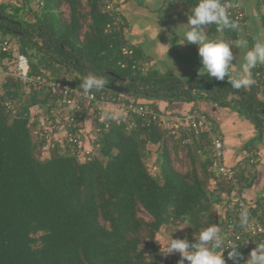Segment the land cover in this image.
Wrapping results in <instances>:
<instances>
[{
	"label": "trees",
	"instance_id": "16d2710c",
	"mask_svg": "<svg viewBox=\"0 0 264 264\" xmlns=\"http://www.w3.org/2000/svg\"><path fill=\"white\" fill-rule=\"evenodd\" d=\"M105 1L85 0L89 25L82 40L81 0H22L20 6H0V44H14L9 52L0 49V66L20 54L28 59L31 74L45 72L53 81H67L73 75V86H80L89 73L105 75L107 86L119 85L130 93L93 90L97 98L103 93L138 105L150 101L148 106L157 112L155 102H209L238 114L254 125L258 136L264 135V101L256 99V87L236 90L228 78L180 79L170 73L144 72L130 47L133 69L132 60L121 52L127 45L123 26L105 32L110 22L102 14ZM186 2L192 7L197 0ZM62 6L68 8L67 19ZM224 34L232 40L237 36L234 31ZM194 87L205 89L193 91ZM1 90L0 264H157L146 262L138 251L137 233L142 227L149 230L147 249L153 250L154 236L162 227L188 218L191 243L197 241L191 236L199 235L205 221L211 224L206 211L216 203L215 193L206 191L195 171L185 176L174 169L163 142L167 130L142 125L141 119L129 131L112 126L99 141L101 157L80 163L68 146L56 144L50 149L27 127L34 107L46 113L55 108L50 91L31 90L25 98L21 84L12 79H6ZM5 101L14 103L16 114L4 107ZM197 135L198 142L189 136L193 147L209 146L205 134ZM146 145L158 146L157 175L150 174L142 161L144 154H150ZM205 165L212 172L209 154ZM238 179L243 183L239 171ZM218 182L221 190L225 188ZM137 204L151 217L150 223L137 217Z\"/></svg>",
	"mask_w": 264,
	"mask_h": 264
},
{
	"label": "built area",
	"instance_id": "2783aa9c",
	"mask_svg": "<svg viewBox=\"0 0 264 264\" xmlns=\"http://www.w3.org/2000/svg\"><path fill=\"white\" fill-rule=\"evenodd\" d=\"M225 5H232L228 0H222ZM230 16L237 21L240 29L245 25V15L242 10L232 5L228 8ZM102 14L110 18L105 27L106 33L119 30L123 21L118 13L114 0H106L102 7ZM2 52L10 51V44L3 41L0 44ZM122 55L132 60L133 51L130 46L122 48ZM6 66H0V81L12 79L19 82L23 91H50L55 99V108L48 113L37 114L36 119H30L27 127L32 137L46 144L53 149L56 144L67 147L74 154L80 163L90 161L94 152L98 150L99 141L112 126L122 127L129 131L136 127V119H141L144 124H154L176 137L182 132L205 134L209 142V155L211 159V170L214 176L224 184V190L214 188L217 207L216 222L222 230V234L228 240H234L240 245V252L244 260L255 247V244L264 242V202L255 204L248 203L242 196L244 183L238 179V169L229 167L224 162V145L222 138L215 130L212 123L205 114L192 111L186 115H171L160 113L148 105H138L124 101L120 98H113L103 93L97 98L93 94H83L80 86H73L71 80L53 81L43 72L31 74L28 59L23 55H16L12 68L7 66L10 61L4 60ZM136 62L132 60V68ZM123 69L125 64H119ZM4 107L12 114H16L18 108L13 102L5 101ZM90 119V125L86 133L85 120ZM35 120V121H34ZM249 164L255 162L254 153L244 154ZM242 207H247L250 212V222L247 227H240L239 213ZM226 250L223 258L226 264H232L227 258ZM184 264H188L184 261ZM244 264V261H241Z\"/></svg>",
	"mask_w": 264,
	"mask_h": 264
},
{
	"label": "crops",
	"instance_id": "0c3cea01",
	"mask_svg": "<svg viewBox=\"0 0 264 264\" xmlns=\"http://www.w3.org/2000/svg\"><path fill=\"white\" fill-rule=\"evenodd\" d=\"M114 1L123 21L124 40L128 46L136 50L142 71L170 73L180 79H189L197 75V70L201 66L197 46L181 45L183 36L180 25L187 23L186 14H190L191 9L186 0ZM228 1L239 7L245 15V25L241 28V32L237 33L235 40L243 35L250 47L253 37L264 31V0ZM21 4L22 0H0V6L11 7ZM30 5L33 6L34 2L32 1ZM207 32L210 37H214L216 35L215 25L208 26ZM225 38L230 42L235 41L226 35ZM0 40H2L1 36ZM160 44L169 47H162ZM10 47L13 48L14 44H10ZM232 52L237 58V61L234 59L232 63L236 62L238 66L245 54V49L232 48ZM2 66H6V63L3 62ZM254 71L257 72L253 73L255 83L252 85L256 87L255 96L257 100L264 101V65H258L253 69ZM234 74L233 71L231 75ZM0 84L3 86L4 82L0 81ZM150 103L152 102L145 101L143 105ZM154 105L160 113L171 115L183 116L194 109L205 114L222 138L225 164L238 169L243 183L246 184L242 191L244 200L251 204L264 202V135L258 136L253 124L229 109L219 108L205 101L171 105L155 102ZM41 111L43 113L45 110ZM36 115L31 113L30 119H36L38 117ZM85 123L84 133L89 128L90 119H86ZM195 139L198 142L197 136ZM198 147L199 144L193 147L197 153L200 152ZM246 152L254 153L255 162L253 164L246 161L244 156Z\"/></svg>",
	"mask_w": 264,
	"mask_h": 264
},
{
	"label": "clouds",
	"instance_id": "9594fccd",
	"mask_svg": "<svg viewBox=\"0 0 264 264\" xmlns=\"http://www.w3.org/2000/svg\"><path fill=\"white\" fill-rule=\"evenodd\" d=\"M231 6L225 5L222 0H197L195 6L191 7L190 14H186L187 23L180 25L183 36L181 45L197 46L201 65L197 70L198 77L207 76L209 80L214 78L216 81H224L228 78L227 83L233 89L239 90L252 86L255 83L253 69L258 65H264V31L253 37L250 47L243 35H240L234 42L226 39L225 31L241 32L239 23L231 18L228 11ZM210 25H215L216 35L214 37H210L207 32ZM161 46L169 47L168 45ZM232 48L245 49V54L238 66L236 62L232 63L234 59L237 61ZM233 71L235 74L231 75ZM108 83L105 75L89 73L82 78L80 87L83 94L89 95L93 94V90L105 89ZM249 222V209L242 207L239 213L240 227H247ZM189 223V219L185 218V227ZM171 234L165 244L164 255L178 253L181 259L177 261V264H184V261L188 264H226L223 254L229 249L227 258L232 261V264H241L242 260L244 264H264V242L255 244L248 258L244 260L239 251L240 245L234 240H228L216 224H209L201 229L196 242L190 243L186 238L173 239Z\"/></svg>",
	"mask_w": 264,
	"mask_h": 264
},
{
	"label": "rangeland",
	"instance_id": "374dc122",
	"mask_svg": "<svg viewBox=\"0 0 264 264\" xmlns=\"http://www.w3.org/2000/svg\"><path fill=\"white\" fill-rule=\"evenodd\" d=\"M82 1V9L81 13L83 15V19H81L82 23V29L80 31V39H83L84 33L88 30V25H89V18H88V10L85 7V0ZM61 11L63 14V18L67 19L69 16V11L66 6L61 7ZM9 68H12L13 62H10L7 64ZM72 75H68L67 79H72ZM2 86L0 84V92ZM23 96L25 98L28 96L27 90L22 92ZM42 110V109H41ZM39 111L37 107L33 108V113L40 114L42 111ZM163 134V142L166 145L168 151H169V156L172 162V165L174 169L180 173L181 175H190L192 174L193 171L197 173L199 178H201L204 183H205V189L207 192H213L215 187H221L220 182H218L217 179H215L214 174L209 170V168H205V164L208 158L209 154V146L208 145H202V149L199 150L200 152L197 153L196 150H194L193 146L189 143L190 139L189 136L190 134H193L194 136L199 137L195 133H186L182 132L180 134V137H174L170 135L167 131ZM202 144V143H201ZM158 146L156 145H146V150L150 154H144L142 157V161L145 165V167L148 169L150 174L157 175L158 174V152H157ZM99 149V148H98ZM42 154V153H41ZM44 157L45 154H42ZM94 157L100 158L99 151L96 150L94 152ZM223 186V185H222ZM220 189V188H219ZM221 190V189H220ZM224 190V188L222 189ZM137 209V217L144 223H150L151 222V217L145 212L142 207L137 204L136 205ZM217 207L216 203H212L210 208L206 211L208 215L211 217L210 221L211 224L213 219L215 220V215L217 213ZM206 213V214H207ZM203 219V218H202ZM204 220V219H203ZM209 222L205 221L204 226H208ZM184 223H179L176 222V224H170L168 226L162 227L154 236L153 243H154V248L152 249H147V244L150 242V238L148 236V231L146 227H142L137 233V238L139 239L140 246L138 248V251L142 253L144 259L148 263H157V264H176V260L179 259L180 255L178 253H173L169 255H164L165 254V244L167 242V239L169 235L171 234V238L173 239H187L190 235V227L191 225H187L185 227ZM183 228V229H182ZM198 233H194L191 236V240H198Z\"/></svg>",
	"mask_w": 264,
	"mask_h": 264
},
{
	"label": "water",
	"instance_id": "95a60500",
	"mask_svg": "<svg viewBox=\"0 0 264 264\" xmlns=\"http://www.w3.org/2000/svg\"><path fill=\"white\" fill-rule=\"evenodd\" d=\"M116 78L118 79V77H116ZM106 89H108L110 91H113V92H115L117 94H129L130 93V91L127 88H124V87L119 86V85L111 84V85L107 86ZM203 89H205V88H203V87H194L193 91H201Z\"/></svg>",
	"mask_w": 264,
	"mask_h": 264
}]
</instances>
